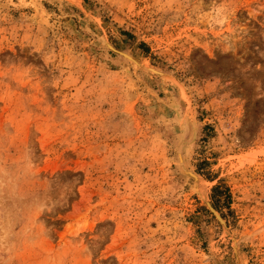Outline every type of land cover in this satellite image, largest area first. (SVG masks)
<instances>
[{"label": "rangeland", "instance_id": "1", "mask_svg": "<svg viewBox=\"0 0 264 264\" xmlns=\"http://www.w3.org/2000/svg\"><path fill=\"white\" fill-rule=\"evenodd\" d=\"M0 264H264V0H0Z\"/></svg>", "mask_w": 264, "mask_h": 264}, {"label": "water", "instance_id": "2", "mask_svg": "<svg viewBox=\"0 0 264 264\" xmlns=\"http://www.w3.org/2000/svg\"><path fill=\"white\" fill-rule=\"evenodd\" d=\"M105 45L108 47V48H110V49H113L112 47H111V45L110 44H107L106 42H105ZM205 205H206V207H207V209L215 216V218L219 221V223L221 224V226L224 228V229H226V227H225V225H224V222H223V220L221 219V217L219 216V214L211 207V205L209 204V202L207 201V200H205Z\"/></svg>", "mask_w": 264, "mask_h": 264}, {"label": "bare ground", "instance_id": "3", "mask_svg": "<svg viewBox=\"0 0 264 264\" xmlns=\"http://www.w3.org/2000/svg\"><path fill=\"white\" fill-rule=\"evenodd\" d=\"M108 44V43H107ZM126 56H130V54L128 55V53L126 54ZM129 58H133L132 56H130ZM143 64H145V63H143ZM146 65V64H145ZM151 70H152V68H151ZM194 178L196 177L195 175H193V174H191ZM225 230V229H224ZM231 239L233 240V237H231ZM233 249H234V251H235V254L236 255H238V252H237V249H236V247H235V245H233Z\"/></svg>", "mask_w": 264, "mask_h": 264}, {"label": "trees", "instance_id": "4", "mask_svg": "<svg viewBox=\"0 0 264 264\" xmlns=\"http://www.w3.org/2000/svg\"><path fill=\"white\" fill-rule=\"evenodd\" d=\"M123 32H124V31H123ZM141 44H142V43H141ZM199 166H200V163H199L198 166H197V171L200 170V167H199ZM216 188H218V185H217V184L214 185V186L212 187L213 190H215Z\"/></svg>", "mask_w": 264, "mask_h": 264}]
</instances>
